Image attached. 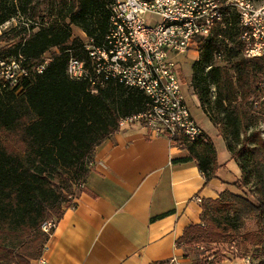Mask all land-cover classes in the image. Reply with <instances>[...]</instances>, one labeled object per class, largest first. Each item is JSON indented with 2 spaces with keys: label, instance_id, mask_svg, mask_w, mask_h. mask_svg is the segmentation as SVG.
Segmentation results:
<instances>
[{
  "label": "trees",
  "instance_id": "16d2710c",
  "mask_svg": "<svg viewBox=\"0 0 264 264\" xmlns=\"http://www.w3.org/2000/svg\"><path fill=\"white\" fill-rule=\"evenodd\" d=\"M33 1L22 4L23 13L33 6ZM112 2L73 0L63 15L40 24L37 32L0 57L21 53L41 64L49 50L55 49L51 56L61 70L57 80L49 81L51 62L23 95L0 96V264H31L42 257L50 240L42 224L51 217L58 223L64 208L74 207L73 197L84 188L97 149L117 133L135 129H120L118 123L143 111L149 102L142 92L113 82L93 95L86 82L72 81L66 75L70 57L67 50L86 59L79 51V42L71 41L72 26L81 28L100 44L108 30V6ZM2 3L0 27L16 14L15 8ZM224 24L225 28L217 26L213 36L202 41L199 60L192 65L191 87L203 112L224 138L241 177L217 200L202 204L201 223L189 226L177 242L183 250L190 248L195 258L202 256L199 250L203 247L236 238L243 224L254 218L261 233L247 234L244 240L249 245L264 244V139L259 105L264 91L257 82L264 75V57H244L242 29L235 12L226 11ZM34 29V25L30 26V30ZM222 58L229 66L216 64ZM204 138L177 139L188 157L175 163H195L209 182L216 178L220 166L212 140L206 134ZM56 179L77 185L70 200L62 199L55 190ZM232 188L240 193L231 192ZM184 257L188 258L186 252Z\"/></svg>",
  "mask_w": 264,
  "mask_h": 264
},
{
  "label": "crops",
  "instance_id": "0c3cea01",
  "mask_svg": "<svg viewBox=\"0 0 264 264\" xmlns=\"http://www.w3.org/2000/svg\"><path fill=\"white\" fill-rule=\"evenodd\" d=\"M197 60L199 54L191 52L180 62ZM183 89L214 144L220 166L216 178L207 182L193 162L175 163L188 153L166 138L143 128L117 133L97 149L74 207L64 208L47 244L46 264H191L177 242L189 226L201 223L202 204L217 200L241 171L188 82ZM229 256L218 264H246L240 256Z\"/></svg>",
  "mask_w": 264,
  "mask_h": 264
},
{
  "label": "built area",
  "instance_id": "2783aa9c",
  "mask_svg": "<svg viewBox=\"0 0 264 264\" xmlns=\"http://www.w3.org/2000/svg\"><path fill=\"white\" fill-rule=\"evenodd\" d=\"M110 12H118L121 23L131 25V38L121 35L120 23L110 20L103 41L98 44L84 30L71 41L79 42L81 59L74 50L66 67L67 77L86 82L90 92L97 95L111 82L142 92L149 102L136 114L120 119V129L143 128L153 137L166 138L177 145V139L190 141L204 138V130L192 114L191 106L180 79V59L194 52L198 54L202 41L210 37L211 26L225 28L226 11L235 12L242 29L240 40L247 59L264 57V7L258 9L253 0H113ZM140 47H147L148 58H140ZM220 58V57H219ZM52 57L45 56L41 64L21 53L0 59V96L23 95L27 87L44 75ZM152 70H159L166 88H159L152 78ZM191 87V83H188ZM93 166L90 162L89 167ZM198 203L203 200L196 198ZM57 223L45 221L42 231L52 237ZM38 260L46 264L44 254ZM214 257H209L211 264ZM246 264H254L249 257ZM172 260L171 263H176Z\"/></svg>",
  "mask_w": 264,
  "mask_h": 264
},
{
  "label": "rangeland",
  "instance_id": "374dc122",
  "mask_svg": "<svg viewBox=\"0 0 264 264\" xmlns=\"http://www.w3.org/2000/svg\"><path fill=\"white\" fill-rule=\"evenodd\" d=\"M0 1H3L2 6L5 5L7 8H15L16 11L14 17L10 19L8 23L0 27V57H2L4 53L9 50H13L21 42H24L26 38L37 32L38 26H40V24L45 22L51 23L56 18H59L60 15H63L65 11L69 9L73 0H34L33 6L27 11L26 14L23 13V11L21 10V7L23 6L22 4L24 3L25 5L26 0ZM253 1L255 3L256 8L260 9L264 7V0ZM67 22L69 23V21ZM32 25L35 26V29L33 31L30 30V26ZM79 30L82 29L76 26H72V32L76 37H78L80 34ZM56 51L57 50L55 49L49 50L48 57H52L53 52L56 53ZM5 55L6 54H4V56ZM54 61L55 60H52L51 62ZM194 62L196 61H186L185 63L183 62L182 64H180V79L182 82L190 83L189 81H192V65ZM216 64L229 66V63L226 58H222L220 61H217ZM60 75V67L57 62H54L48 74V80L55 81L59 78ZM257 82L258 86H260V88H262V90L264 91V75L259 76ZM186 93L189 97L188 99L191 100L192 96H190V93L187 91ZM212 93L213 95H216V90L214 88H212ZM190 100L189 102L191 103L192 101ZM259 105H261V114L263 116L262 123L260 125V130L262 131V138L264 139V95L259 101ZM190 106L193 112V116L200 125V120L198 119L199 113H197L196 106L192 105V103L190 104ZM55 182L57 184L55 190L61 195V198L70 200V194H74L77 190V185H75V182H66L62 181V179H56ZM231 192H235L237 194L240 193V191H237L233 188L231 189ZM66 205L67 203L63 204L64 207ZM48 215L52 216V213L49 211ZM52 219L55 221V217H51L50 219H48V221ZM260 233V226L257 223V219L254 218L252 220L246 221L243 224V226L239 230V235L236 236V238H231L229 240L211 244L207 247L201 248L199 251L203 254L199 258H195V255L190 248L184 247V251L188 255V259L191 261V264H208L209 257H214L212 262H218L225 255H233L240 257L247 255L251 258L254 264H264V244L249 245V243L245 242L244 240V237L247 234L259 236ZM192 260L194 261V263ZM34 262L36 261H33L31 264H34Z\"/></svg>",
  "mask_w": 264,
  "mask_h": 264
},
{
  "label": "bare ground",
  "instance_id": "6f19581e",
  "mask_svg": "<svg viewBox=\"0 0 264 264\" xmlns=\"http://www.w3.org/2000/svg\"><path fill=\"white\" fill-rule=\"evenodd\" d=\"M110 20H114V23H120L121 35L124 38H131V25L128 23H121V16H118V12H110ZM217 26H211L210 37L213 36ZM200 48H198L199 51ZM140 58H148L147 47H140ZM152 78L154 79L155 85L159 88H166V81L159 70H152Z\"/></svg>",
  "mask_w": 264,
  "mask_h": 264
}]
</instances>
